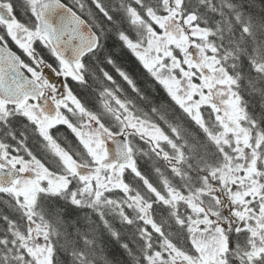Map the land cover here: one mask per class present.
I'll return each instance as SVG.
<instances>
[{
	"label": "snow or ice",
	"instance_id": "obj_1",
	"mask_svg": "<svg viewBox=\"0 0 264 264\" xmlns=\"http://www.w3.org/2000/svg\"><path fill=\"white\" fill-rule=\"evenodd\" d=\"M0 264H264V0H0Z\"/></svg>",
	"mask_w": 264,
	"mask_h": 264
},
{
	"label": "trees",
	"instance_id": "obj_2",
	"mask_svg": "<svg viewBox=\"0 0 264 264\" xmlns=\"http://www.w3.org/2000/svg\"><path fill=\"white\" fill-rule=\"evenodd\" d=\"M125 61L129 64V65H134V60L133 58L130 56V54H125Z\"/></svg>",
	"mask_w": 264,
	"mask_h": 264
}]
</instances>
